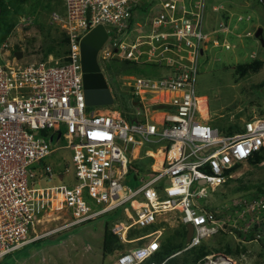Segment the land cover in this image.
I'll return each mask as SVG.
<instances>
[{
	"label": "built area",
	"instance_id": "obj_1",
	"mask_svg": "<svg viewBox=\"0 0 264 264\" xmlns=\"http://www.w3.org/2000/svg\"><path fill=\"white\" fill-rule=\"evenodd\" d=\"M63 4L64 11L51 15L58 40L67 45L61 56L50 53L38 63L0 64V262L44 237L119 209L127 223L119 222L112 231L122 243L140 245L119 252L115 264H144L158 253L166 236L162 223L172 215L179 218L178 226L186 228V235L189 224L194 228L190 242L177 254L220 235L226 220L200 208L198 200L207 198L203 188L222 186L236 173L234 167L264 151V119L245 120L242 129L232 134L212 127L196 94L199 59L210 43L232 49L216 35L252 37L253 33H233L225 22L207 32V0H63ZM139 8L146 10L141 20ZM212 9L226 11L221 4ZM246 21H251L250 16ZM99 27L106 33L97 54L102 62L119 58L171 68L166 77H132L126 82L134 83L132 95L139 99L172 93L156 103L168 106L162 122L151 120L146 106L137 113L145 121L131 124L114 109L89 110L82 47ZM142 31L144 35L134 37ZM7 48L8 44L2 45ZM129 104L135 106L132 98ZM144 143H165L159 152L162 165L151 173L140 172L144 178L133 189L126 180L132 171H139L130 156L137 144ZM62 148L72 152L71 165L56 172L43 162ZM67 177L75 184H49ZM253 204L248 206L252 212L264 209L262 201ZM144 229L148 231L129 238L132 230ZM235 263L220 254L198 264Z\"/></svg>",
	"mask_w": 264,
	"mask_h": 264
},
{
	"label": "rangeland",
	"instance_id": "obj_2",
	"mask_svg": "<svg viewBox=\"0 0 264 264\" xmlns=\"http://www.w3.org/2000/svg\"><path fill=\"white\" fill-rule=\"evenodd\" d=\"M229 2H231L229 7H238L237 10L244 18L242 22H238L235 17L232 22V25L234 23L235 25H231V28L250 27L253 37L227 35V41L232 45L230 50H226L223 46L214 47L210 43L208 51L199 59L196 81V94L201 97V103L208 104V107L201 106L203 116L208 118L210 114L212 122L209 124L224 134L240 131L244 120L253 117L264 119V67L258 73L251 71L245 76H241L238 70L241 64L256 60L264 62V46L255 38L259 28H257L258 22L264 28V7L259 0H207L209 12L206 18L207 28L209 25H214L216 19L222 20L223 16L220 14L225 12L213 13V6L221 4L227 8ZM3 8L5 10L0 11V14L2 12L0 15V64L12 60H16L20 65L38 63L46 61L50 53L61 56L66 51L67 45L64 41L58 40L60 33L51 21L53 12L60 9L64 11L63 0H7ZM224 15L229 16V14ZM248 16L251 21H246ZM212 29L210 28L209 31ZM240 30L233 29V33ZM144 34L145 32L142 31L133 35L138 37ZM216 36L215 38L219 39L220 35ZM3 44H8L6 50L2 49ZM98 59L114 100L111 108L106 106L101 109L118 111L129 124L136 121V118L144 120L143 114L137 115L140 108L129 104L130 98L133 102H139V98L132 95L134 83L126 85L127 79L131 76L159 79L170 75L171 68L166 67L165 64L158 65L146 61L133 63L120 61L119 58L102 62L101 54ZM64 145L65 143H62L60 146ZM164 145L165 143L157 145L144 143L147 149L150 146L160 148ZM129 149L131 151L132 147L130 146ZM144 153L145 150L142 155ZM71 158L72 152L62 148L55 151L43 163L51 164L56 172H61L65 165H71ZM134 168L139 171V174L132 172L126 180V184L133 189L139 187V179L144 178L140 176V172L142 174L145 172L146 162L136 160ZM229 178L234 180L231 184L224 183L215 189L203 188L207 198L198 200L200 208L215 211L221 221L224 219L227 222L220 235L213 236L205 242L209 248L205 249L209 255L216 256L225 254V249L229 248L233 252L232 258L235 264H264V258L260 257V254L264 253V209L256 208V211L252 212L247 205L254 201H264V193L260 192L264 191V164L261 167H255L249 163L241 164L237 167L236 173ZM243 183L249 186V190L237 192V188ZM49 184L70 187L75 184V180L71 177L62 181L55 178ZM257 194L259 199H255L258 201L252 199ZM178 221L179 218L172 215V218L162 223V226L166 228L163 246L168 242H183L182 248L185 247L186 238L183 234L186 228L182 225L178 226ZM119 222L127 223L123 209L70 231H64L57 236L44 237L40 242L8 255L0 264H115L119 252L136 246V244L129 245L121 242L122 250L115 249L110 254L106 252L104 248L106 229H112ZM248 239L253 240L247 242ZM169 254V252H159L158 255L160 260H163ZM187 257L193 256L188 254L186 257H181L180 262L184 263Z\"/></svg>",
	"mask_w": 264,
	"mask_h": 264
},
{
	"label": "trees",
	"instance_id": "obj_3",
	"mask_svg": "<svg viewBox=\"0 0 264 264\" xmlns=\"http://www.w3.org/2000/svg\"><path fill=\"white\" fill-rule=\"evenodd\" d=\"M6 1L7 0H0V11H2L3 9L5 10V8H3L4 7V5H5V3H6ZM21 1H26V0H21ZM262 4H263V7H264V0H259ZM142 10H143V8H139L137 11H138V13H141L142 12ZM1 14H2V12H1ZM0 14V15H1ZM207 25V24H206ZM207 27V26H206ZM218 27V26H217ZM59 40H61V38L59 39ZM264 67V62H262V61H260V60H256V61H253V62H250V63H246V64H241L240 66H239V72H240V74H241V76H245V75H247V74H249V72H253V73H258L262 68ZM93 107H89V109L91 110ZM249 164H251V165H255V167L257 166H260L261 167V165L262 164H264V151L263 152H261V153H259V154H257V155H255L253 158H251L250 160H249V162H248ZM238 166H240V165H238ZM238 166H236V167H234V169L232 170L233 172L234 171H237V167ZM133 167H134V164H133ZM231 171V172H232ZM133 172V171H132ZM231 172H229V173H231ZM227 175H229V174H227ZM231 181L233 182L234 180L233 179H231V178H229L228 177V179H227V181L225 182V184H227V183H230L231 184ZM229 184V185H230ZM240 188V189H239ZM239 188H237L238 189V191L237 192H239L240 190H249V186L248 185H245L244 183L242 184V185H240L239 186ZM258 189H259V187H257ZM236 189V188H235ZM261 193H264V191H260ZM232 193H233V191H232ZM255 196V197H254ZM253 197L254 198H252V199H255V198H257V199H259V195L257 194V195H254ZM246 197H248V196H246ZM257 199H255V200H257ZM258 201V200H257ZM260 201H262L263 203H264V201L263 200H260ZM254 202H256V201H254ZM254 202H252V203H254ZM248 203V202H247ZM251 202L250 203H248L247 205L248 206H250L251 204H252ZM240 205H242V204H240ZM242 208V207H241ZM260 209H262L261 207H259ZM148 230L147 229H144V230H132L130 233H129V238H133V237H135V236H140L141 234H143V233H146ZM105 234H106V236H105V240H104V248H105V250H106V252L107 253H113V251L115 250V249H120V250H122L123 249V244L121 243V241H120V239H119V237L116 235V234H114V232L112 231V229H106V232H105ZM58 235V234H57ZM56 235V236H57ZM184 236H185V238H186V233L184 232V234H183ZM254 239V238H253ZM253 239H248V240H246L247 242H249V241H251V240H253ZM38 242H40V241H38ZM38 242H34L33 244H35V243H38ZM169 244V245H168ZM168 244L166 243L163 247H162V250L160 251V252H162V253H167V252H169L170 254H169V256H171V255H173V254H175V253H177V252H180V251H182V249H184L185 247H183L182 248V246H183V242H178V243H173V242H168ZM172 244V245H171ZM32 245V244H31ZM138 245H140V243H138ZM185 246H186V244H185ZM200 247L202 248V249H200ZM200 247H198V248H194V249H192V250H190V251H187V252H184V253H182L181 255H179V256H176V257H174V258H172L171 260H169L168 261V263L167 264H197L199 261H201L202 259H204L206 256H208L209 255V253L206 251V249L205 248H208V246L204 243V244H202ZM204 247V248H203ZM200 249V250H199ZM209 249V248H208ZM263 252H264V247H263ZM224 253H225V255H227V256H234L233 255V252H232V250L231 249H229V248H227V249H225V251H224ZM159 254V252L158 253H156L153 257H151L148 261H147V263L146 264H149V263H151V262H156V263H161V262H163L165 259H163V260H160V255H158ZM188 254H190V255H192L193 257H187L186 259H185V261H184V263H181L180 261V259H181V257H186V255H188ZM260 257H263L264 258V253H262V254H260Z\"/></svg>",
	"mask_w": 264,
	"mask_h": 264
},
{
	"label": "water",
	"instance_id": "obj_4",
	"mask_svg": "<svg viewBox=\"0 0 264 264\" xmlns=\"http://www.w3.org/2000/svg\"><path fill=\"white\" fill-rule=\"evenodd\" d=\"M102 27L95 29L89 34L83 43L82 55L84 65V88L86 104L88 107H106L114 105V100L109 91L106 79L98 63V51L101 49L105 38ZM255 38L264 46L263 28L259 27ZM105 39V40H104ZM22 56V54H21ZM201 183H205L204 181ZM186 241L190 242L194 228L191 224L187 226Z\"/></svg>",
	"mask_w": 264,
	"mask_h": 264
},
{
	"label": "crops",
	"instance_id": "obj_5",
	"mask_svg": "<svg viewBox=\"0 0 264 264\" xmlns=\"http://www.w3.org/2000/svg\"><path fill=\"white\" fill-rule=\"evenodd\" d=\"M230 4H231V2H229V5L227 6V8H226V11L223 13V14H220V15H222L223 16V19L222 20H218V19H216V22L214 23V25H209V27L207 28L206 27V31L207 32H213L214 30H216V28H217V26L221 23V22H225V23H228V24H230V25H232V22H234V19H235V17H237V16H241V13L237 10V8L238 7H235V8H230L229 6H230ZM224 7H225V5H224ZM240 7H242V5L240 6ZM214 13V12H213ZM224 14H229V16L227 17V15H224ZM146 15V10H142V12L141 13H139V15H138V19H142V18H144V16ZM208 15H209V12H208ZM208 15H207V17H208ZM142 16V17H141ZM257 20V19H256ZM258 26H257V28L258 27H261L260 26V22H258ZM233 25H235V23L233 24ZM232 25V26H233ZM210 28H213L211 31H209V29ZM255 28V27H254ZM263 28V27H262ZM233 29H241L240 31H238V32H236V33H244V32H248V31H250V32H252L253 33V31L250 29V27H248V28H245V29H242V28H240V27H236L235 26V28H233ZM94 31V30H93ZM92 31V32H93ZM105 31V30H104ZM263 32H264V28H263ZM91 34V33H90ZM264 34V33H263ZM220 35V37H219V39L220 40H224V39H226L227 40V36H225L224 34H219ZM219 35H217L216 37H218ZM105 36H106V33H105ZM106 38V37H105ZM105 40V39H104ZM132 77H134V76H131L130 78H132ZM135 78V77H134ZM148 78V77H147ZM112 95V94H111ZM170 96H172V93L170 94V93H168V92H160V93H158V94H156V96H153V95H145V96H143V98L144 99H142V98H140L139 99V102H134V105L135 106H137L138 105V107L139 108H141V106H146V108H147V112L149 113V116H150V119L151 120H153V121H155V122H162V120H163V112L166 110V108L168 107L167 105L165 106L163 103H158V104H156L158 101H160V100H162L163 98H170ZM112 97H113V95H112ZM201 102V101H200ZM130 103V102H129ZM139 103V104H138ZM145 103V104H144ZM206 106L208 107V104H207V102H206ZM108 107H110V106H108ZM93 108H104V107H93ZM111 108V107H110ZM142 109H143V107H142ZM141 109V110H142ZM90 110V109H89ZM92 110H94V109H91L90 111H92ZM104 110H107V109H104ZM209 116H208V118H206V117H204L206 120H209V123L210 122H212V120L210 119V114H208ZM143 121H145V118H144V120H141V119H137L136 118V121H134V122H143ZM136 139V138H135ZM143 150H145V153H144V155H142V152H143ZM161 151V148H154V147H151L150 146V148L149 149H147V148H145L144 147V144H137L134 148H133V150H132V153H131V156H130V159L132 160V162H133V164L135 163V161L136 160H138V161H141V162H146V172L147 173H150V172H153L154 170H159L160 168H161V165H160V163L158 164V160H162V155H161V153H159ZM134 152H136V154H134ZM133 156H134V158H133ZM156 156V157H155ZM157 157H159V158H157ZM138 163V162H137ZM159 166V167H158ZM164 238H166V237H164ZM164 241H165V239H164ZM163 241V242H164ZM163 242H162V247H163ZM133 244H136V246H138V243H132V244H130V245H133ZM135 246V247H136ZM162 247H161V250H162ZM27 248V247H26ZM134 247H132V248H130V249H133ZM25 249V248H24ZM23 249V250H24ZM126 250H129V249H126ZM160 250V251H161ZM159 251V252H160Z\"/></svg>",
	"mask_w": 264,
	"mask_h": 264
},
{
	"label": "clouds",
	"instance_id": "obj_6",
	"mask_svg": "<svg viewBox=\"0 0 264 264\" xmlns=\"http://www.w3.org/2000/svg\"><path fill=\"white\" fill-rule=\"evenodd\" d=\"M249 32H250V31H249ZM263 33H264V32H263ZM252 37H253V36H252ZM250 38H251V37H250ZM100 67H101V66H100ZM244 121H245V120H244ZM216 214H217V213H216ZM221 233H222V232H221ZM221 233H220V234H221ZM212 237H213V236H212ZM210 239H211V237H210L209 239H207V241L210 240ZM205 242H206V241H205ZM205 242H203L202 244H204ZM202 244H201V245H202ZM129 245H130V244H129ZM201 245H199L198 247H200ZM198 247H195V248H198ZM193 249H194V248H193ZM125 250H126V249H125ZM190 250H192V249H190ZM190 250H188V251H190ZM21 251H22V250H21ZM123 251H124V250H123ZM177 253H178V252H177ZM177 253H175V254H177ZM183 253H184V252H183ZM175 254L166 257V259L164 260V261L167 260V261H166V264L168 263L169 260H171L172 258H174V257H176V256L181 255L182 253H181V254H177V255H175ZM174 255H175V256H174ZM223 255H224V256H227V255H225V254H223ZM208 256H212V255H208ZM208 256H206V257H208ZM206 257H205L204 259H202L201 261H199V262H203V261L206 259ZM227 257H231V258H232V256H227ZM148 260H149V259H147L146 262H145L144 264H146ZM233 260H234V259H233ZM164 261H163V262H164ZM199 262H198V263H199ZM154 263H156V262H154ZM161 263H162V262H161ZM198 263H197V264H198ZM149 264H150V263H149Z\"/></svg>",
	"mask_w": 264,
	"mask_h": 264
},
{
	"label": "bare ground",
	"instance_id": "obj_7",
	"mask_svg": "<svg viewBox=\"0 0 264 264\" xmlns=\"http://www.w3.org/2000/svg\"><path fill=\"white\" fill-rule=\"evenodd\" d=\"M203 105H206V102H204V103H201V106H203ZM156 157V156H155ZM133 158H134V156H133ZM157 158H159V157H157ZM160 163V165L162 164V160L160 159L159 161H158V164ZM159 167V166H158Z\"/></svg>",
	"mask_w": 264,
	"mask_h": 264
},
{
	"label": "flooded vegetation",
	"instance_id": "obj_8",
	"mask_svg": "<svg viewBox=\"0 0 264 264\" xmlns=\"http://www.w3.org/2000/svg\"><path fill=\"white\" fill-rule=\"evenodd\" d=\"M98 63H99V61H98ZM99 65H100V63H99ZM101 69L103 70L102 65H101Z\"/></svg>",
	"mask_w": 264,
	"mask_h": 264
}]
</instances>
